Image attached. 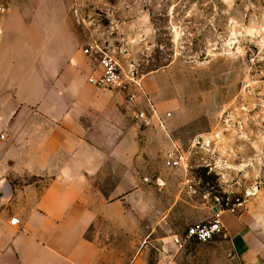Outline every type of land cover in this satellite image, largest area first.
I'll list each match as a JSON object with an SVG mask.
<instances>
[{
  "label": "rangeland",
  "instance_id": "obj_1",
  "mask_svg": "<svg viewBox=\"0 0 264 264\" xmlns=\"http://www.w3.org/2000/svg\"><path fill=\"white\" fill-rule=\"evenodd\" d=\"M72 12L124 71L135 69L144 93L131 105L150 100L160 117L145 125L135 114L137 152L109 153L95 181L105 200L92 195L81 216L96 220L85 236L104 264H239L224 234L174 237L208 219L216 196L264 218V0H73ZM175 143L188 165H166Z\"/></svg>",
  "mask_w": 264,
  "mask_h": 264
},
{
  "label": "crops",
  "instance_id": "obj_2",
  "mask_svg": "<svg viewBox=\"0 0 264 264\" xmlns=\"http://www.w3.org/2000/svg\"><path fill=\"white\" fill-rule=\"evenodd\" d=\"M72 7L11 0L0 14V264H104L105 250L84 234L96 220L81 216L92 195L105 200L95 181L106 177L109 153L138 150L137 109L89 82L100 69L83 48L95 38ZM221 220L239 264H264L257 206Z\"/></svg>",
  "mask_w": 264,
  "mask_h": 264
},
{
  "label": "built area",
  "instance_id": "obj_3",
  "mask_svg": "<svg viewBox=\"0 0 264 264\" xmlns=\"http://www.w3.org/2000/svg\"><path fill=\"white\" fill-rule=\"evenodd\" d=\"M84 54L91 60L94 66L99 67V73H93L89 76V82L98 89H117L123 93L130 103H135L139 94H143V88L136 75L135 69L126 72L121 64L112 55L107 46L102 45L98 41H93L83 48ZM147 108L141 111H136V116L141 119L142 123L149 125L152 119L160 117L150 100H148ZM165 163L168 167L178 168L188 165V158L184 155L183 147L175 143L167 150L165 155ZM244 205L241 198H236L234 201L230 199L224 200L216 196L211 206L212 215L200 222L191 224L184 236L175 235L174 242L176 244H185L187 241L196 240L199 242H207L216 235L225 233V227L221 220L223 211L228 210L232 213H237ZM12 224L18 225L19 219L12 217ZM22 230H25L22 228Z\"/></svg>",
  "mask_w": 264,
  "mask_h": 264
}]
</instances>
